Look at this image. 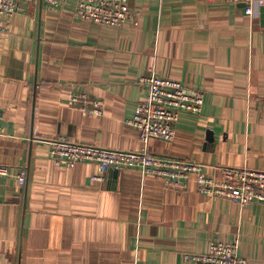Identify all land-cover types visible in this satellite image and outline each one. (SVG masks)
Wrapping results in <instances>:
<instances>
[{
	"label": "crops",
	"instance_id": "obj_1",
	"mask_svg": "<svg viewBox=\"0 0 264 264\" xmlns=\"http://www.w3.org/2000/svg\"><path fill=\"white\" fill-rule=\"evenodd\" d=\"M133 19L106 26L75 18L72 2L19 0L0 31V264H185L212 240L238 239L246 264H264V202L239 206L178 189L136 168L89 161L56 166L46 139L137 151L128 124L162 76L203 92L198 114L181 113L155 155L264 170V5L245 14L222 0H129ZM83 91L102 114L68 105ZM211 137V139H209ZM26 170L21 186L16 173ZM101 175V181L93 176Z\"/></svg>",
	"mask_w": 264,
	"mask_h": 264
},
{
	"label": "built area",
	"instance_id": "obj_2",
	"mask_svg": "<svg viewBox=\"0 0 264 264\" xmlns=\"http://www.w3.org/2000/svg\"><path fill=\"white\" fill-rule=\"evenodd\" d=\"M46 6L58 7L72 2L73 16L91 23L119 26L134 15L129 10V0H42ZM241 3L245 14L251 15L253 8L264 5V0H222ZM19 0H0V31H3L5 17L16 13ZM146 93L137 103L133 116L127 123L139 130L143 143L137 151L109 149L100 146L70 141L63 136L46 139L49 156L56 166L73 167L77 162L89 161L98 165L101 172L107 168H136L142 175L160 177L165 183L178 189L185 188L189 175L195 176L196 191L199 194L223 198L244 206L264 202V170L247 167L214 166L212 175H206L204 164L198 161L150 153L146 143L150 138L170 142L175 136V127L181 113L201 112L204 94L183 83L162 76L140 78ZM68 105L85 113L102 114L103 102L83 91L70 93ZM2 114L0 112V121ZM2 126L0 123V133ZM9 175V167L0 162V177ZM26 170L19 167L16 179L22 186ZM92 180L101 181L97 175ZM238 239L230 242L212 240L208 249L200 253H184L185 264H246V259L237 253Z\"/></svg>",
	"mask_w": 264,
	"mask_h": 264
},
{
	"label": "water",
	"instance_id": "obj_3",
	"mask_svg": "<svg viewBox=\"0 0 264 264\" xmlns=\"http://www.w3.org/2000/svg\"><path fill=\"white\" fill-rule=\"evenodd\" d=\"M209 139H211V137H209Z\"/></svg>",
	"mask_w": 264,
	"mask_h": 264
}]
</instances>
